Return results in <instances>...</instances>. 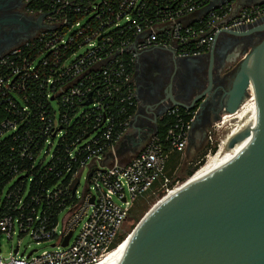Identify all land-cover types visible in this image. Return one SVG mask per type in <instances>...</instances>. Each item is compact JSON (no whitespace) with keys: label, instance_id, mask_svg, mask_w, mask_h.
Listing matches in <instances>:
<instances>
[{"label":"built area","instance_id":"1","mask_svg":"<svg viewBox=\"0 0 264 264\" xmlns=\"http://www.w3.org/2000/svg\"><path fill=\"white\" fill-rule=\"evenodd\" d=\"M211 1L171 0L170 8L171 2L159 0L153 4L151 0H26L29 12L42 17L44 26L0 56L3 94L25 90L27 77H33L39 88L54 84L45 97L61 102L62 120L70 125L75 117H81L80 121H85L83 132L88 127L93 130L86 138L79 134L66 145L65 164L71 174L68 183L59 181L33 189L34 176L22 169L15 170L4 184L0 234L6 233L11 239L16 233L29 236L36 245L22 249L18 242L9 256L3 257L0 243V264H96L120 244L122 234L123 239L130 234L132 230L128 231L126 223L141 197L165 194L180 182L167 173V160L172 153H183L187 148L196 119L194 108L170 107L167 116L171 122L166 133H155L127 161H119L115 150L137 108L134 79L142 51L165 47L181 57L208 51L224 30L240 29L264 19V1L245 6L232 16L236 0H222L217 8L193 21L191 15ZM131 28L133 38L120 35ZM72 44H77L76 48L60 64L59 50ZM50 55L56 67L43 76ZM83 100L74 110L75 104ZM60 124L56 110L53 122L43 131L52 130L58 139L68 132L56 130ZM218 128L215 122L208 132L211 146L207 157L212 153L214 130ZM19 129L15 122H3L0 141L14 134L22 146L20 157H32L28 149L36 140L30 129ZM46 144L39 153L44 164L54 158L56 141L49 137ZM85 168L88 185L80 191ZM53 169V165L47 167V171ZM71 232L68 244L63 245Z\"/></svg>","mask_w":264,"mask_h":264},{"label":"water","instance_id":"2","mask_svg":"<svg viewBox=\"0 0 264 264\" xmlns=\"http://www.w3.org/2000/svg\"><path fill=\"white\" fill-rule=\"evenodd\" d=\"M221 1L212 0L191 18L197 21ZM238 1L232 16L264 0ZM36 25L44 26L42 17ZM260 30L264 21L224 32L245 36ZM26 31L24 39L34 33L29 26ZM253 79L258 93L250 87ZM237 110L245 127L231 135L227 148L242 141L239 148L230 158L211 163L191 185L141 220L131 231H136L133 244L120 264H264V38L245 53L220 119Z\"/></svg>","mask_w":264,"mask_h":264},{"label":"flooded vegetation","instance_id":"3","mask_svg":"<svg viewBox=\"0 0 264 264\" xmlns=\"http://www.w3.org/2000/svg\"><path fill=\"white\" fill-rule=\"evenodd\" d=\"M248 1L239 0L238 3ZM36 20L26 0H0V56L25 38L28 26L36 32L39 29ZM262 21L264 19L259 22ZM263 38L264 30L245 36L224 32L210 50L184 57L165 47L152 46L142 51L134 79L137 108L129 131L119 144L120 154L133 156L139 152L159 131L170 107L192 105L196 120L187 150L194 158L208 143V132L221 117L245 53ZM191 163L186 162L185 167Z\"/></svg>","mask_w":264,"mask_h":264},{"label":"trees","instance_id":"4","mask_svg":"<svg viewBox=\"0 0 264 264\" xmlns=\"http://www.w3.org/2000/svg\"><path fill=\"white\" fill-rule=\"evenodd\" d=\"M162 3H169L171 0H159ZM155 0H151L150 4H153ZM173 2L170 3V8H172ZM154 18V15L150 16ZM114 33H118V30H114ZM133 29H127L120 35L123 38H133ZM117 35V34H116ZM77 44L69 45L66 49L61 48L59 50V63L63 64L65 59L69 57ZM47 69L43 76H45L51 68L56 67L53 61L55 58L51 55L48 56ZM39 67V66H38ZM46 84V82H45ZM25 90H20L18 93L6 91L3 94L4 88H0V128H2L3 122H15L20 127L19 132L24 129H30L31 134L34 136L36 143L34 146L28 149V153L32 157L26 156L24 158L20 157L21 144L16 141L13 136L14 134H9L0 141V194L5 183L15 174V170L20 171L25 169L26 175H33V189L37 187H46L54 185L59 181L63 183H68L71 174L67 173L66 146L68 143L73 141L77 135L81 134L82 138H86L89 133L92 132L93 128L88 127V129L83 132L85 127V121H80L81 117H75L72 123L68 125L62 120V114L64 113L63 106L61 102L57 100L49 101L45 94L48 90L54 88V84L44 85L43 88H39L38 85L34 83L33 77H27L25 82ZM85 101H79L75 104V109L82 105ZM56 103V106H54ZM56 110L59 113L60 125L56 127V130L68 129V132L62 137L58 138L53 136L52 130L45 132L43 128L51 124L55 118ZM74 110L70 111L69 116H72ZM170 118L165 116L161 123L159 135H164L170 124ZM53 127L51 126L50 129ZM56 141L53 149L54 158L48 161L46 164L42 162V157L39 155L40 150L47 145L46 141L48 138ZM209 148V147H207ZM218 149L217 143L212 146V153H215ZM206 149L196 162L191 163L189 168L186 170V175L183 177H178L176 180H186L187 177L194 174V172L206 161ZM177 154H180L177 152ZM43 156V155H42ZM60 156V157H59ZM53 165L54 169L52 171H47V167ZM175 166L167 168V173L170 175L174 172ZM60 172L58 175L57 173ZM25 176V175H23ZM164 192H160L158 195H150L147 197H141L133 207L129 220L131 223L127 225L128 231H131L140 218L145 214V212L150 208L153 202L163 196ZM125 234H122L118 242H121Z\"/></svg>","mask_w":264,"mask_h":264},{"label":"bare ground","instance_id":"5","mask_svg":"<svg viewBox=\"0 0 264 264\" xmlns=\"http://www.w3.org/2000/svg\"><path fill=\"white\" fill-rule=\"evenodd\" d=\"M254 69V65H253ZM250 87L258 93L256 79H253ZM222 118V121L219 124V127H225V134L219 138L218 150L216 153H212L208 156L207 161L202 167H200L185 183H178L168 192H166L160 199H158L152 207L149 209V212L142 219L144 223L149 217H151L159 208L177 196L182 190L191 185L202 173L203 171L213 162L220 161L223 159L230 158L235 151L241 145V142L237 143L233 148H227V142L231 135L245 127V122L243 118L239 115L237 110L234 113L226 114ZM142 225V224H141ZM140 227V226H139ZM136 231L131 232L117 247L112 249L107 253L98 263L96 264H120L127 254L129 253Z\"/></svg>","mask_w":264,"mask_h":264},{"label":"rangeland","instance_id":"6","mask_svg":"<svg viewBox=\"0 0 264 264\" xmlns=\"http://www.w3.org/2000/svg\"><path fill=\"white\" fill-rule=\"evenodd\" d=\"M83 50V49H82ZM54 106H56V103H54ZM222 121V118L219 119V120H216L215 122H218L220 124V122ZM214 122V123H215ZM213 123V124H214ZM129 131V130H128ZM225 134V127H219L218 129H215L214 130V143H218L219 142V138ZM196 142H198L197 139H195ZM122 141V140H121ZM120 141V142H121ZM120 144V143H119ZM119 144L116 146V153H117V157L119 159V161H122V162H125L127 161L128 159H130L132 156L131 155H128V154H120L119 152ZM211 144L209 143H206V145L204 146L203 149L200 150V152L197 153V155L193 158L192 162H196L197 159L200 158V155L206 150H207V153L209 152V148L207 147H210ZM212 154V153H211ZM177 152H174L170 155V158L167 160V167L169 166V163L172 159H174L176 156H177ZM209 156V155H208ZM206 159H208L207 155H206ZM207 161V160H206ZM191 164H189L188 166H186L183 171L181 172V177L185 176L186 175V170L189 168ZM87 172H88V168H85L82 175H81V180H80V183H79V186H78V189L80 191H83L84 189H86L87 187V179H86V175H87ZM184 180H180L179 183H182ZM162 197V196H161ZM160 197V198H161ZM158 198V199H160ZM157 199V200H158ZM155 200V202L157 201ZM153 202L152 205L155 203ZM152 205L150 206V208L152 207ZM64 213L65 211H63L60 215V220L62 219V217L64 216ZM131 223V220H128L126 225H129ZM18 242H20L21 244V247L22 249H24L25 247H27L28 249H31V247H34L36 245L35 241L32 240L29 236H23V237H20L18 236V234L16 233L13 238H9L8 235L6 233H3V234H0V243H1V246H2V256L3 257H7L9 256L10 252L12 251L13 247L15 245L18 244Z\"/></svg>","mask_w":264,"mask_h":264},{"label":"crops","instance_id":"7","mask_svg":"<svg viewBox=\"0 0 264 264\" xmlns=\"http://www.w3.org/2000/svg\"><path fill=\"white\" fill-rule=\"evenodd\" d=\"M189 144V143H188ZM188 146V145H187ZM193 160L192 154H188L187 148L183 153L178 154L174 159H172L169 163L168 169L175 166L174 172L171 174L173 178L181 177V172L185 168L186 162H190ZM166 168V170H167ZM170 175V173H168Z\"/></svg>","mask_w":264,"mask_h":264}]
</instances>
